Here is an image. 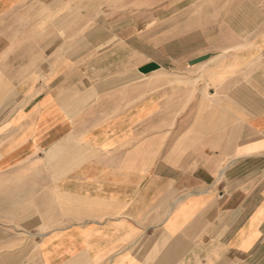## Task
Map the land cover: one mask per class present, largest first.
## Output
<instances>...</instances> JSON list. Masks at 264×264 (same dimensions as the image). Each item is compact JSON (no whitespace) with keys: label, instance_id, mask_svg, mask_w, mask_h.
I'll use <instances>...</instances> for the list:
<instances>
[{"label":"crops","instance_id":"0c3cea01","mask_svg":"<svg viewBox=\"0 0 264 264\" xmlns=\"http://www.w3.org/2000/svg\"><path fill=\"white\" fill-rule=\"evenodd\" d=\"M120 1L0 0V264H264V0L137 62Z\"/></svg>","mask_w":264,"mask_h":264},{"label":"rangeland","instance_id":"374dc122","mask_svg":"<svg viewBox=\"0 0 264 264\" xmlns=\"http://www.w3.org/2000/svg\"><path fill=\"white\" fill-rule=\"evenodd\" d=\"M113 4L118 5L117 10L120 12L113 18L119 19L117 40L129 38L134 42L136 62L142 57L154 60L162 56L168 59L193 58L195 55L214 50L213 47L217 48L224 42L232 41L217 18L214 19V23L209 24L212 18L206 16V11L210 8L206 0H166L165 3L161 0H151L149 8H146L149 17L136 19L139 22L143 20L149 22L144 27L145 33L142 34L144 29L141 27L139 30L142 32H136L133 37L130 34L131 30H127L126 27L128 4L126 1ZM139 14L136 8L135 16ZM144 43H150V48L144 50Z\"/></svg>","mask_w":264,"mask_h":264}]
</instances>
